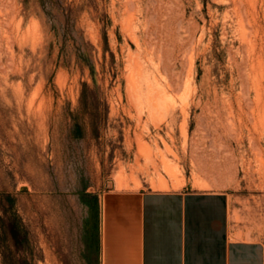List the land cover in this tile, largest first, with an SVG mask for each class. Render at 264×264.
<instances>
[{
	"label": "rangeland",
	"instance_id": "obj_1",
	"mask_svg": "<svg viewBox=\"0 0 264 264\" xmlns=\"http://www.w3.org/2000/svg\"><path fill=\"white\" fill-rule=\"evenodd\" d=\"M183 188L264 241V0H0V264H100L106 194Z\"/></svg>",
	"mask_w": 264,
	"mask_h": 264
},
{
	"label": "crops",
	"instance_id": "obj_2",
	"mask_svg": "<svg viewBox=\"0 0 264 264\" xmlns=\"http://www.w3.org/2000/svg\"><path fill=\"white\" fill-rule=\"evenodd\" d=\"M226 189L113 190L100 264H264V241L236 219Z\"/></svg>",
	"mask_w": 264,
	"mask_h": 264
},
{
	"label": "bare ground",
	"instance_id": "obj_3",
	"mask_svg": "<svg viewBox=\"0 0 264 264\" xmlns=\"http://www.w3.org/2000/svg\"><path fill=\"white\" fill-rule=\"evenodd\" d=\"M128 1V0H127ZM157 4V2H156ZM127 7V6H126ZM140 7V6H139ZM146 17V16H145ZM15 18V17H14ZM153 28V27H152ZM129 30V29H128ZM135 38V36H134ZM132 39V37H131ZM132 41V40H131ZM136 42L138 43L139 45V39L136 38ZM248 43V42H247ZM133 44V43H132ZM130 46V45H129ZM251 46V45H250ZM136 47V46H135ZM160 60V58H159ZM159 62V61H158ZM156 70V69H155ZM137 76H138V79L136 81H132L131 83V86L133 88H139V91H140V95L139 96H142L144 97L145 99H147L150 103H151V106H155L157 102H159L160 100H162V95L160 93H156L155 92V89L153 87V84L151 83V81L149 80V78L147 76H145V73H143V69H141V67H137ZM133 80V79H132ZM134 84V85H133ZM144 86L147 87V92H144ZM120 184L122 186L123 184V181L120 179ZM200 184V183H199ZM120 186V187H121ZM201 185H199L200 187ZM158 187L160 188H166L167 185H164V184H160ZM201 188V187H200Z\"/></svg>",
	"mask_w": 264,
	"mask_h": 264
}]
</instances>
